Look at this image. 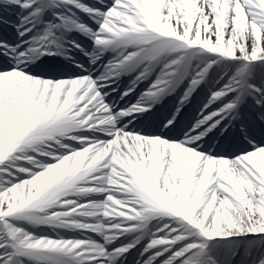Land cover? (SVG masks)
<instances>
[{"label":"snow or ice","instance_id":"obj_1","mask_svg":"<svg viewBox=\"0 0 264 264\" xmlns=\"http://www.w3.org/2000/svg\"><path fill=\"white\" fill-rule=\"evenodd\" d=\"M0 264H264V0H0Z\"/></svg>","mask_w":264,"mask_h":264}]
</instances>
